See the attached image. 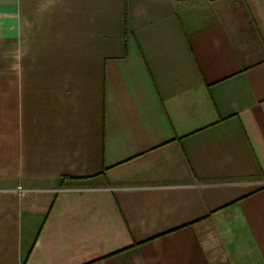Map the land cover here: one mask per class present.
Returning <instances> with one entry per match:
<instances>
[{
  "label": "crops",
  "instance_id": "obj_1",
  "mask_svg": "<svg viewBox=\"0 0 264 264\" xmlns=\"http://www.w3.org/2000/svg\"><path fill=\"white\" fill-rule=\"evenodd\" d=\"M0 264H264V0H0Z\"/></svg>",
  "mask_w": 264,
  "mask_h": 264
}]
</instances>
